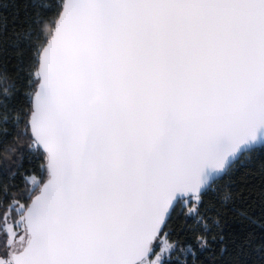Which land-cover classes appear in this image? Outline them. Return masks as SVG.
<instances>
[{
	"label": "snow or ice",
	"instance_id": "6c2138e0",
	"mask_svg": "<svg viewBox=\"0 0 264 264\" xmlns=\"http://www.w3.org/2000/svg\"><path fill=\"white\" fill-rule=\"evenodd\" d=\"M41 8L0 67V264H195L203 196L264 147V0Z\"/></svg>",
	"mask_w": 264,
	"mask_h": 264
},
{
	"label": "trees",
	"instance_id": "16d2710c",
	"mask_svg": "<svg viewBox=\"0 0 264 264\" xmlns=\"http://www.w3.org/2000/svg\"><path fill=\"white\" fill-rule=\"evenodd\" d=\"M41 2L0 0V67L10 75L21 55H28L24 34L34 27V20L44 15ZM29 166L28 161L23 162L25 169ZM4 178L11 179L8 173ZM15 179L19 182L20 177ZM224 192L231 193L228 202L222 201ZM201 211L210 218L209 223L218 219L219 224L208 233L209 238L217 237L210 239L211 247L196 250L195 264H264V147L252 151L243 163L237 162L232 173L220 179L218 191L206 192ZM195 224L194 220L173 214L165 231L172 234V240L183 241L192 234L191 226ZM202 230V226L197 227V232ZM181 255L192 264L191 252Z\"/></svg>",
	"mask_w": 264,
	"mask_h": 264
},
{
	"label": "built area",
	"instance_id": "2783aa9c",
	"mask_svg": "<svg viewBox=\"0 0 264 264\" xmlns=\"http://www.w3.org/2000/svg\"><path fill=\"white\" fill-rule=\"evenodd\" d=\"M248 158H249V155L247 157H242L243 160L248 159ZM219 185H220V179L216 182V184L213 187L209 188L207 192L215 193L216 191H218ZM185 248H187V246ZM186 253H188V251H185L183 254L186 255Z\"/></svg>",
	"mask_w": 264,
	"mask_h": 264
},
{
	"label": "rangeland",
	"instance_id": "374dc122",
	"mask_svg": "<svg viewBox=\"0 0 264 264\" xmlns=\"http://www.w3.org/2000/svg\"><path fill=\"white\" fill-rule=\"evenodd\" d=\"M22 232H23V226L21 225V227H20V233L22 234ZM162 239H163V237H162ZM167 243H168V241L165 240V247L167 246Z\"/></svg>",
	"mask_w": 264,
	"mask_h": 264
},
{
	"label": "water",
	"instance_id": "95a60500",
	"mask_svg": "<svg viewBox=\"0 0 264 264\" xmlns=\"http://www.w3.org/2000/svg\"><path fill=\"white\" fill-rule=\"evenodd\" d=\"M257 148H261V146H257ZM257 148H256V149H257Z\"/></svg>",
	"mask_w": 264,
	"mask_h": 264
}]
</instances>
